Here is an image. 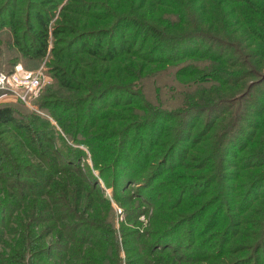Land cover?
Returning a JSON list of instances; mask_svg holds the SVG:
<instances>
[{
  "label": "trees",
  "instance_id": "16d2710c",
  "mask_svg": "<svg viewBox=\"0 0 264 264\" xmlns=\"http://www.w3.org/2000/svg\"><path fill=\"white\" fill-rule=\"evenodd\" d=\"M1 1L0 28L10 29L18 49L26 56L42 58L48 50H51L52 54L57 52L68 58V61L71 59L72 64L81 62V57L93 61L92 64L87 62L88 72L81 75L75 74L74 66H71L72 71L64 70L69 64L65 68L57 65L53 67L54 76L59 83L72 90L81 86L79 82L76 83V80H82L94 74V69L97 72L106 70L108 66L103 65H110L108 63L114 62L116 57L131 53L147 63L145 66L181 63L192 58L217 61L216 55L223 60L230 55L229 52L224 56L228 47L230 51L233 49L229 44L231 42L224 41L234 39V34L229 29L233 27L232 23H235L237 29L246 31L245 33L248 28H251L252 31L249 29L251 35L264 45V0H220V2L216 0H188L189 2L148 0L151 9H158L157 6L171 7L170 13L175 14L178 19V22H169L163 15H159L155 24H151L149 20H139L140 17L136 11L141 10L142 6L133 9V13L129 16L118 17L113 24H109V17L116 18V16L106 14L108 12L106 6L102 7L101 4L98 6L94 0H68L59 11L53 26L51 21L63 0ZM128 1H133V5H140L139 0ZM97 9H100L99 12L93 14V11ZM170 13L167 12L168 15ZM78 19H92V22L100 23V30L98 28L88 29L89 31L78 30L77 27L80 24L85 25ZM203 25H206L208 29L204 30ZM167 30L178 32V34H169ZM116 31H120V34H115ZM126 31L130 32L126 33ZM219 34L223 37H218ZM50 45L51 48L48 49ZM213 55H215L214 58ZM126 69H129L126 72L130 71V68ZM119 71L120 67H118V73ZM196 71L193 67L190 74L192 78L202 79L206 75L209 80H214L221 85H224L223 81H226L221 78L224 77L223 74H226L222 73L221 69L207 74ZM187 73H191V69ZM103 85L104 87L98 90L101 99H110L117 93L113 102L120 106H133L134 110H142L146 114L140 120L131 117L133 125L122 130L123 141L120 149L123 156L111 159V166L102 171L101 178L105 183H110L117 188L125 185L131 178L143 179L144 186L140 187L139 195L144 197L146 194L150 205L153 204V207L157 208L156 212L162 215L164 211H161L160 206L163 203L167 206L165 210L169 211L185 204L184 198L190 195L199 198L196 201H187L183 207L186 209L191 203L201 201V197H204L207 191L212 193L211 200L205 201L207 207L199 208L189 216L182 212L179 219H184V222H179L175 217L174 224L164 225L162 230L156 231L158 237L151 239L144 248L133 241L131 250L129 248L126 250L128 256L124 264H152L149 258L153 255L155 244L160 250H169V254H163L165 264H198L218 257L217 261L220 262L215 264H264V153L257 154L256 151H252L256 138L250 136L238 147L236 141L228 136L220 135L216 148L212 147L210 155L208 153V157L202 160L200 167L207 170L208 176L202 178L204 180L201 184L180 186L169 178L160 180L164 175L168 176L180 171L186 161L188 165L191 160L195 161L193 159L197 157L191 153L195 152L198 145L205 140L200 134V127L206 125L207 129L209 121L204 120V123L199 124L203 114L200 109L191 110L190 107L181 112H169L148 107L141 94L130 90L128 84L104 82ZM93 98H88L84 106L79 104L78 100L72 103L62 102L63 112L59 111L57 106L47 112L57 120L67 134L72 136L73 142H81L88 147L97 165L106 162L99 159L100 156H104L102 148L97 145L99 142L87 136L80 142L76 141L77 138L73 140L76 136L82 137L81 132H87L88 120L96 119L98 112ZM33 120L35 121L32 123L20 120L12 108L0 107V185L12 191L4 200H0V245L5 244L2 231L7 232L8 235L13 229L8 226L10 213L14 208L18 211L19 205L22 206L26 198H22L18 190L19 186L29 188L22 180L18 182L15 176L23 178L35 175L36 178L47 180L45 186L38 181L32 186L35 194L32 192L33 198H30L33 204L31 208L40 211L41 214L38 216L32 213L31 220L24 224H17L20 216L14 218L13 223L24 228L26 236L20 234V238L11 245L8 254L7 252L0 254V264H121L120 249L115 250V247H111L112 244L115 245L116 239L113 231L110 229L106 231L92 219V217L96 219L97 214L93 213L90 207L94 198L91 199L90 190L96 193V187L91 186V178L87 180L88 176L75 166L71 156L60 152L62 156L59 155V159L62 157L66 162L63 168H59L60 163L56 160L51 159L54 164L45 162L48 164L47 168L50 171L53 170V174L58 175L59 172L61 174L58 179H53L45 176L38 167L31 165V156L23 152L19 156L21 151L10 146V143L12 146L17 144L15 139L19 138L22 140L23 150L28 149L33 156L46 161L42 158L43 153L38 151L42 146L44 147L42 141L39 142L43 134L36 129L35 125L38 123L46 128L48 124L38 117ZM166 123L171 124L165 127ZM147 145L158 147L154 151L151 147L149 148L152 156H149L148 152L143 153ZM68 148L71 149L70 146ZM70 151L72 152L70 154L76 157L80 155L79 150ZM110 156H113V152ZM222 156L225 159L232 157L235 160L234 163L230 159L229 163L232 164L231 168L241 171L237 176L221 175L226 169L223 165L224 161L220 162ZM148 157L154 162L157 158H162L160 168L153 173H149V170L154 163L147 166ZM22 158L27 159L26 163L21 160ZM250 171L253 173L246 176ZM12 175L14 176L11 177ZM14 178L16 181L13 180ZM230 178L240 179L237 186L233 188L229 186L232 181ZM37 185L40 189L36 188ZM199 204L200 202L197 206ZM90 210L91 220L83 216ZM48 222H51L54 227L46 229L49 234L55 233V238L47 245H42L36 238L35 227L39 223ZM259 227L256 236L258 239L253 247L254 256L251 259H236L232 249L237 237L244 236L246 230L255 232ZM209 231H214V242L209 245L202 244V247H211L210 253L214 255L210 259L200 251L201 245L194 248L193 242V239L197 240V235L201 238ZM128 239L130 241L131 236ZM108 254L116 257L114 263L111 262L112 258H109ZM224 257L236 260L229 259L230 262L226 263L225 260H221ZM22 258L24 262L20 260Z\"/></svg>",
  "mask_w": 264,
  "mask_h": 264
},
{
  "label": "rangeland",
  "instance_id": "374dc122",
  "mask_svg": "<svg viewBox=\"0 0 264 264\" xmlns=\"http://www.w3.org/2000/svg\"><path fill=\"white\" fill-rule=\"evenodd\" d=\"M67 1L68 0H63L62 4L57 7L55 16L51 21L52 26L54 25V21L57 18L59 11L62 10L61 8L65 6ZM94 1L98 6L100 4L102 7L106 6L108 10L106 14L110 13L116 16V18L109 17V24H113L118 17L129 16L133 13V9H136L138 6H142L141 10L136 11L139 15L138 17H140L139 20H149L151 24H155L154 22L158 19L159 15H163L164 19L169 22H178L177 16L170 13L172 11H169L171 7L161 8L157 6L158 9H151L152 7L149 6L151 4L148 0H139L138 2L140 5H133V1L129 2L128 0ZM183 1L189 2L188 0ZM216 1L220 2V0ZM1 2L2 1L0 0V3ZM99 10L97 9L96 11H93V14H97ZM161 12L164 13L162 14ZM167 12H169L170 15H168ZM78 20L85 24H80V26L77 27L78 30L87 29V31H89L97 28L99 29L100 27V23H94L92 22V19ZM188 20L191 21V19ZM188 20L187 22H189ZM106 25L108 26L107 23ZM232 25L233 27H230L229 29L230 32H233L234 39L224 41L231 42L229 44L232 45L233 49L230 51L228 47L224 56L229 54V52L230 55H227L223 60L216 55L217 61L212 59L192 58L181 63L145 66L147 63L133 56V53L126 56L121 55L116 57L114 62L108 63L110 65H103L108 66V69H99V72L94 69V74L96 76L90 74L85 79L76 80L77 82H75H79V85L81 86L78 87V89L74 88V90L71 88H65L59 83L54 76L55 73L53 67H56L55 65H57L65 68V66L69 64L64 70L72 71L71 66H74L73 71H76L75 74L81 75L88 72L86 65L87 62L92 64V60L86 57H81V62H75V64H72L70 62L72 61L71 59L68 61V58H65L57 52L52 54L51 50H48L46 55L42 58H30L18 49L19 47L13 39L10 29L8 27L0 28V75H38L41 80L40 86L36 90L29 92L27 95L23 90L14 89L10 86L0 89V107L12 108L16 117L20 120L32 123L35 121L33 119L38 117L40 120H43L48 124L46 125V128L41 127L38 123L35 125L36 129L41 131L44 135L40 137L41 140L39 141L40 143L42 141L44 147L42 144V148L38 149V151L43 153L42 158L46 161H42L40 157L33 156L28 149L23 150L21 145L22 140L19 138L15 139L17 144L12 146L10 143V146L21 151L19 156H21L22 152L25 155L31 156V165L38 167L40 172H43L45 176L53 179H58L61 177V174L60 172L58 175L53 174V170L50 171L47 168L48 164L46 163L54 164L51 162V159L56 160L57 163H60L59 168H63L66 166V162L62 157L59 159V155H61V153L64 155L68 153L71 156L75 166L79 167L80 170L88 176L87 180L91 178V186L96 187V193L95 191L93 193L90 190L91 199L94 197L92 199L93 204L90 205V207L93 213L97 214V218L95 219L92 217V219L106 231L108 229L113 231V235L116 237L114 240L115 245L112 244V246H110L112 248L115 247V250H117V248L120 249L121 264H124V261H127L128 253L126 250L127 248L131 250L133 241L144 248V245L149 243L151 239L158 237V232L156 231H159V229L162 230L164 225H173L175 217L179 222H184V219H179L182 212H185L189 216L199 208L204 206L207 207L205 201L211 200L212 193L211 191H207L206 195L201 197V201L191 203L186 209H183V207H185L187 201H196L199 200V198L191 197L192 195H190L187 198H184L186 201L185 204H181L178 209L175 208L169 211L165 210L167 206L163 203L160 206L161 211H164L162 215L156 212L155 209L157 208H154L153 204L152 206L150 205L149 197H147L146 194L144 197L139 195L138 192L141 191L140 187L144 186V181L142 182L143 179L137 180L136 178H131L130 181L125 183V185L117 188H114L110 183H105L101 178L102 171L111 166L113 159L123 156L120 149L123 141L122 130L133 125L131 117L140 120L146 114L142 110H134L135 108L133 106H120L118 103L113 102L116 95H118L117 93H115V95L113 94L110 99H101V97H99L100 91L98 90L104 87V82L112 84L123 83L125 85H130L128 86L131 88L130 90L139 92L144 99V103L149 105L148 107L162 109L169 112H181L190 107L191 110H202L203 114L200 117L199 124L204 120H208L209 123L207 124V129L206 125L200 127V134L205 140L198 145L195 152L191 153L195 154V157L197 158L193 159L195 161L191 160L189 165L186 161L187 163H184V167L180 171L171 173L168 176L164 175L160 179L169 178L173 183H177L180 186L201 184L204 180L202 178L208 176L207 170L200 167L202 165V160L210 155L213 148H216L220 135L228 136L231 140L236 141L238 147L241 146L246 138L253 136L257 141H255L252 146V151H256L257 154L264 153V45L251 35V28H248L247 33H245L246 31L243 29H237L235 23H232ZM203 29L205 30L208 28L206 25H203ZM127 32L130 31H126V33ZM166 32L169 34H178V32L174 33L172 30H167ZM230 32H228L229 35H231ZM114 33L119 35L120 31ZM218 37L221 38L223 36L219 34ZM50 48L51 45L48 49ZM214 57L215 55H213V58ZM118 67H120L119 73ZM193 67H195L197 71L205 74L221 69L222 73H226L229 76L226 74L222 75L224 77L221 78L226 80L223 81L224 85H221L214 80H209V77L206 75L203 76L202 79H199L198 77L192 78L190 74H192ZM126 68H130V71L126 72L129 70ZM190 69L191 73H187ZM185 73L187 75H184ZM125 81H127V84ZM91 97H94L96 111L98 112L96 116L94 115L96 119L92 121L88 120L89 126L87 132H81L82 137L76 136L73 140H76L77 138L76 141L80 142L87 136L90 139L92 138L95 142H99L97 145L102 148L104 155L100 156L99 159L106 160V162H101V165H95L93 156L88 147L81 142H73L71 139L72 136L67 134L57 120L51 117L47 112V110H53L55 106H57L56 108H58L59 111L63 112L64 106L61 105V103H72L74 100H78V103L84 106L88 101V98ZM207 107H209V109ZM225 111L227 113H225ZM53 112L57 113L55 111ZM68 114L70 115L69 111ZM168 124L170 125L171 123L163 125L166 127ZM68 146H70L71 149H69ZM150 147L152 151L158 148L155 145H147L144 148L143 153H149ZM75 149L80 152L78 157L74 154H70L72 153L70 150ZM110 150L113 152V156H110L112 153ZM149 156H152L151 153H149ZM240 156L242 155L240 154ZM23 157L25 158V156ZM230 159L235 163V160L232 157L229 159H225L223 156L220 157V162L224 161L223 165L225 166L224 168H226L222 172V176L233 177L241 172L231 168L232 164L229 163L231 162ZM21 160L26 163L27 159L23 160L22 158ZM161 162L162 158H157L154 162L148 157L147 166L154 163L152 169L149 170V173L158 170ZM186 165L188 166L185 168ZM241 170H243V168H241ZM252 173L253 171H250L246 176L251 175ZM13 176L14 175L11 177ZM15 177L18 182L22 180L25 183V186H29V188L22 186H19L18 188L21 192L22 198H26L22 206L19 205L18 211L14 208L10 213L8 226L13 227V229L8 235L7 232L2 231L4 233L3 240L5 244L0 245V254H5L6 252L8 254V250L11 245L20 238V234L26 236L24 228L13 223L14 218L20 216L17 224H24L31 220L30 217L34 213L38 216L41 214L40 211L31 208L33 204L30 201V198H33V194H35L32 186L33 184H37V181L45 186L47 180L45 181L39 177L36 178L35 175H29L28 177L23 178L16 175ZM13 180L16 181L15 178ZM230 180L232 181L229 183V186H232V188L237 186L240 181V179L237 180L235 178H230ZM243 181L245 180L243 179ZM36 188L40 189L38 185ZM237 189L238 188H236V190ZM11 192L12 191L5 186L0 185V200H4L6 195ZM36 192L39 193V191ZM16 201H18L17 197ZM199 202L200 204L197 206V203ZM90 215H92L91 210L83 216L84 218H87ZM89 219L91 220L90 217ZM196 224L199 223H195V225ZM53 227L54 225L51 222L39 223L35 227L37 232L36 238L39 239L40 244L47 245L50 241L54 240L55 233L49 234L48 229H46ZM259 229L260 227L256 228L255 232L246 230L244 236L241 237L240 235L237 237V241L232 249V251L234 250L232 254L236 255V259H251L254 256L253 247L258 239L256 236ZM130 236L131 240L129 241L128 238ZM127 241L128 243H124ZM193 242L195 243L194 248L201 245L200 251L203 252L208 259L214 255L210 253L211 247H202V244H213L214 231H209L201 238L197 235V240L194 241L193 239ZM154 246L155 249L152 251L153 255L149 260H151L152 264H165V262H163L164 255L169 254V250H160V248H157V244ZM149 247L154 248L152 246ZM108 257L112 258L111 262L114 263L116 261V257H112L111 254H108ZM235 258L224 257L221 260H225L224 262L227 263L230 262L229 259ZM218 259L219 257L212 261L205 260L198 264H215L220 262L217 261ZM20 260H23L22 262L25 261L23 258Z\"/></svg>",
  "mask_w": 264,
  "mask_h": 264
},
{
  "label": "built area",
  "instance_id": "2783aa9c",
  "mask_svg": "<svg viewBox=\"0 0 264 264\" xmlns=\"http://www.w3.org/2000/svg\"><path fill=\"white\" fill-rule=\"evenodd\" d=\"M41 80L38 75L20 76L18 74L0 75V89L10 86L14 89L23 90L27 95L29 92L36 90L40 86Z\"/></svg>",
  "mask_w": 264,
  "mask_h": 264
}]
</instances>
